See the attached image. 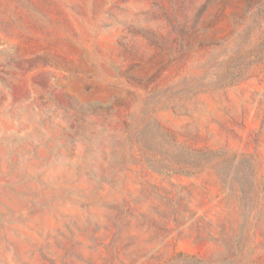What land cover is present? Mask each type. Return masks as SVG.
<instances>
[{
  "label": "rangeland",
  "instance_id": "1",
  "mask_svg": "<svg viewBox=\"0 0 264 264\" xmlns=\"http://www.w3.org/2000/svg\"><path fill=\"white\" fill-rule=\"evenodd\" d=\"M0 264H264V0H0Z\"/></svg>",
  "mask_w": 264,
  "mask_h": 264
}]
</instances>
